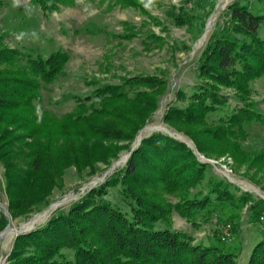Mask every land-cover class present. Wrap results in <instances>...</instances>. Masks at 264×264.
Instances as JSON below:
<instances>
[{"label":"rangeland","instance_id":"1","mask_svg":"<svg viewBox=\"0 0 264 264\" xmlns=\"http://www.w3.org/2000/svg\"><path fill=\"white\" fill-rule=\"evenodd\" d=\"M236 1L264 14V0H154L147 7V0H0V44L34 50L44 58L57 51L68 57L63 74L43 85L37 102L38 123L45 127L41 134L50 138L52 166L63 168L55 184H50L44 195L30 191L19 208H12L20 199L19 192L8 190L6 167L0 159V218L8 221L0 235L7 227L15 230L0 239V264H8L20 234L68 212L110 180L121 181L133 153L156 132L186 143L208 169L201 185L172 187L144 164L127 178L132 192L148 207L169 212L168 226L188 236L192 245L226 243L227 230L230 241L223 245L238 253L237 264H248L254 245L264 238V221L257 217L264 204V119L231 129L220 121L225 115L222 111L197 123L167 120L174 109L193 104L188 97L201 81L216 85L231 100L229 111L236 104L243 107L246 99L264 118V76L242 82V91L199 76V60L213 35L243 39L232 29L230 6ZM212 20L213 28L208 31ZM260 36L264 39V29ZM133 79L134 85L129 83ZM107 84L120 85V91L131 99L138 93L147 95L143 100L140 97L141 104L123 100L105 103V114L93 125L119 129L123 132L120 138L107 129L96 134L93 127L68 121L80 103L86 104L83 111L88 115L100 108L95 91ZM150 98L157 99L155 107L147 104ZM131 120L139 124L137 130ZM73 154L79 158L78 166L67 158ZM222 181L231 185L235 196L250 200L237 206L214 204L212 217L197 224L178 213L176 206L187 193L191 197L202 190L207 193L210 183ZM118 185L108 187L105 198L129 213L124 185Z\"/></svg>","mask_w":264,"mask_h":264},{"label":"trees","instance_id":"2","mask_svg":"<svg viewBox=\"0 0 264 264\" xmlns=\"http://www.w3.org/2000/svg\"><path fill=\"white\" fill-rule=\"evenodd\" d=\"M230 17L232 29L241 33L243 39H231L222 33L213 35L199 60V76L242 91V82L264 76V39L260 36L264 29V14L236 1L230 6ZM67 58L62 51L44 58L36 55L34 50L26 52L0 44V159L4 160L6 167L8 190L17 189L20 198L12 203V208H19L32 190L44 195L48 186L55 184L59 171L63 170L61 165L52 166L50 138L41 134L45 127L38 123L37 102L43 85L52 83L63 74ZM133 82L134 79L129 81L134 85ZM120 88L116 84L100 86L94 96L100 98L101 107L88 115L83 111L87 109L86 104L80 103L76 107L78 112L68 115V121L93 127L94 132L100 134L107 128L94 127L93 123L98 121L99 115L105 114L108 102L139 103L141 96L142 100L147 98L142 93L128 98L129 95ZM188 98L193 104L187 109H174L167 117L168 121L197 123L209 114L222 111L225 115L220 121L231 129L245 123H261L264 119L255 110L256 106L246 99L243 107L236 104L229 111L231 100L216 85L206 81L197 84ZM150 99L147 104L154 106L157 99ZM130 123L137 130L139 124L134 120ZM108 130L116 138L123 135L119 129H107L106 132ZM142 142L128 162L121 181L110 180L68 212H60L46 224L20 234L8 264H237L238 253L223 245L229 239L222 244L216 241L209 245H192L188 236L168 226L166 216L169 212L148 207V203L132 192L127 178L133 177L138 167L144 164L155 174H161L163 181L172 187L174 184L201 185L208 169L195 159L186 143L164 132H156ZM67 158L79 165L75 154ZM120 183L124 185L123 195L128 201L129 213L105 198L108 187ZM208 189L207 193L202 190L192 197L187 193L176 206L178 213L191 224L210 219L214 204L228 202L237 206L241 201L250 200L247 196H235L231 185L223 181L210 183ZM257 212L261 219L264 204ZM7 222L3 216L0 218V232ZM248 264H264V238L254 245Z\"/></svg>","mask_w":264,"mask_h":264},{"label":"bare ground","instance_id":"3","mask_svg":"<svg viewBox=\"0 0 264 264\" xmlns=\"http://www.w3.org/2000/svg\"><path fill=\"white\" fill-rule=\"evenodd\" d=\"M223 7V6H222ZM216 12V11H215ZM214 17V16H213ZM216 18H217V16H216ZM213 20H215V17L213 18ZM213 20L210 22V24L208 25V31L210 30V28L212 27V25H213ZM216 21V20H215ZM217 22V21H216ZM216 25V24H215ZM213 28V27H212ZM214 30V29H213ZM207 31V32H208ZM212 34V33H211ZM206 35V34H205ZM207 38V37H206ZM205 41V40H204ZM124 158V157H123ZM50 214V213H49ZM42 217V216H41ZM7 232H15V230H9V231H7Z\"/></svg>","mask_w":264,"mask_h":264},{"label":"built area","instance_id":"4","mask_svg":"<svg viewBox=\"0 0 264 264\" xmlns=\"http://www.w3.org/2000/svg\"><path fill=\"white\" fill-rule=\"evenodd\" d=\"M261 220L264 221V215L261 216ZM229 237V233L227 230H224V237H223V240H227Z\"/></svg>","mask_w":264,"mask_h":264},{"label":"clouds","instance_id":"5","mask_svg":"<svg viewBox=\"0 0 264 264\" xmlns=\"http://www.w3.org/2000/svg\"><path fill=\"white\" fill-rule=\"evenodd\" d=\"M17 2H18V0H17ZM153 3H154V0H147V4L145 6L146 7L151 6Z\"/></svg>","mask_w":264,"mask_h":264},{"label":"water","instance_id":"6","mask_svg":"<svg viewBox=\"0 0 264 264\" xmlns=\"http://www.w3.org/2000/svg\"><path fill=\"white\" fill-rule=\"evenodd\" d=\"M9 230V227L6 228L5 232H3L1 235H0V239L5 235V233Z\"/></svg>","mask_w":264,"mask_h":264}]
</instances>
